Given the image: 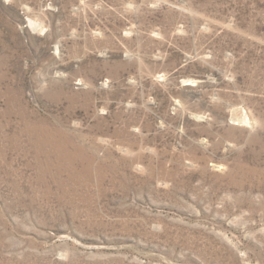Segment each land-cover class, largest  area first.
Here are the masks:
<instances>
[{"label":"rangeland","instance_id":"374dc122","mask_svg":"<svg viewBox=\"0 0 264 264\" xmlns=\"http://www.w3.org/2000/svg\"><path fill=\"white\" fill-rule=\"evenodd\" d=\"M0 264H264V0H0Z\"/></svg>","mask_w":264,"mask_h":264}]
</instances>
